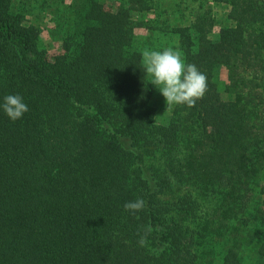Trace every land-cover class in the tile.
Masks as SVG:
<instances>
[{
    "label": "trees",
    "instance_id": "obj_1",
    "mask_svg": "<svg viewBox=\"0 0 264 264\" xmlns=\"http://www.w3.org/2000/svg\"><path fill=\"white\" fill-rule=\"evenodd\" d=\"M186 1L0 0V264H264V0ZM165 49L207 88L159 124Z\"/></svg>",
    "mask_w": 264,
    "mask_h": 264
},
{
    "label": "clouds",
    "instance_id": "obj_2",
    "mask_svg": "<svg viewBox=\"0 0 264 264\" xmlns=\"http://www.w3.org/2000/svg\"><path fill=\"white\" fill-rule=\"evenodd\" d=\"M144 71L151 77L150 82L157 86L164 96L167 108L174 104L195 105L207 88L206 76L194 64H186L179 52L172 49L163 51H145ZM0 110L16 121L28 112V105L19 94H9L0 101ZM142 201L128 203L129 209H139Z\"/></svg>",
    "mask_w": 264,
    "mask_h": 264
},
{
    "label": "rangeland",
    "instance_id": "obj_3",
    "mask_svg": "<svg viewBox=\"0 0 264 264\" xmlns=\"http://www.w3.org/2000/svg\"><path fill=\"white\" fill-rule=\"evenodd\" d=\"M108 0H105V2H107ZM173 1L177 0H164V3L167 7L170 8V10L173 12L175 11L176 13L179 12V14H181L180 12H183L184 14L187 15V23H182L183 25H187L190 24L191 22V14L192 12L197 10L198 5L196 3L193 4H187L188 2L186 1V3H184L181 6L182 10H178V8H175L176 4H171L173 3ZM37 7V10H33L30 8V14L28 15V21L32 22L34 25L39 26L42 29V34H41V38L43 41V46L49 50L50 52H54V50H57L58 47L60 46V44L57 42L56 39L51 37V32L50 30H52L54 28V24L52 23V21L50 19H44L42 17L38 16V6L37 4H34ZM212 7V6H211ZM175 8V9H174ZM214 8V14L216 15L218 20H221L223 22L224 25H226L227 23H225L224 17L227 15L228 12V8L226 5H215L213 6ZM174 13V14H176ZM178 14V15H179ZM38 18V19H37ZM152 18V17H151ZM178 19H171V24H179ZM220 28L217 29V32L219 31ZM161 33V32H159ZM137 34L140 36V41L143 42L146 45L145 50H148L149 48V44L148 42H146V39H143L142 37L144 35H146V31L143 29H137ZM152 34H157L156 31L152 32ZM168 41V40H167ZM167 43V42H166ZM165 43V44H166ZM167 47V46H165ZM153 106L156 108L157 110V122L159 124H164L165 122H167L173 115V112L175 110L176 104L171 105L167 108V103H166V99L164 98V96L160 93V91L158 90V88L155 90V94H154V99H153ZM204 218V216H203ZM217 262L219 263V258L217 260Z\"/></svg>",
    "mask_w": 264,
    "mask_h": 264
}]
</instances>
